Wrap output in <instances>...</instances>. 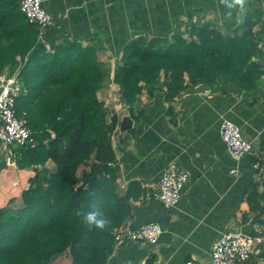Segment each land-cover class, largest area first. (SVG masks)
<instances>
[{"label":"trees","instance_id":"obj_1","mask_svg":"<svg viewBox=\"0 0 264 264\" xmlns=\"http://www.w3.org/2000/svg\"><path fill=\"white\" fill-rule=\"evenodd\" d=\"M255 24L247 16L245 24L225 34L199 20L167 37H133L114 73L123 105L134 117L140 95L163 77L166 100L172 103L190 87H214L220 80L254 90L264 75ZM38 35L20 0H0V75L13 74L18 57L26 60L20 76L27 93L18 100L17 112L34 132V142L12 148L11 157L18 169L35 172L20 198L0 208V264H54L65 255L72 264H108L114 231L130 219L132 203L144 190L137 182L128 188L118 183L115 147L120 145L114 136L120 117L98 97L109 77L95 49L68 39L48 44ZM261 163L264 167V159ZM255 188L246 198L254 212L259 209ZM89 213L101 214L108 223L90 226ZM261 213L263 208L253 222L264 226Z\"/></svg>","mask_w":264,"mask_h":264},{"label":"crops","instance_id":"obj_2","mask_svg":"<svg viewBox=\"0 0 264 264\" xmlns=\"http://www.w3.org/2000/svg\"><path fill=\"white\" fill-rule=\"evenodd\" d=\"M43 5L54 18L46 43L76 41L93 47L98 57L97 46L104 51L122 46V54L133 37L172 35L184 19H192L190 24L202 20L231 34L249 16L256 22L254 33L262 51L258 62L264 66V0H44ZM166 90L163 80L145 89L134 117L127 105L113 110L120 122L124 115L134 122L125 133L119 122L114 136V144L120 145H115L118 183L128 188L137 182L144 190L132 203L126 224L137 229L157 223L164 232L156 245L131 242L115 248L108 264H147L150 259L152 264H209L219 237L230 231L252 233L258 224L253 219L264 209V75L254 90L220 80L214 87H190L174 103L166 100ZM225 120L241 127L244 138L254 144L253 156H230L221 137ZM11 149L0 143V208L20 197L35 175L17 168ZM171 164L189 173L190 180L180 203L167 209L152 195ZM254 185L259 196L256 212L246 202ZM259 219L264 223V213ZM54 264L72 262L65 255ZM248 264H264V248Z\"/></svg>","mask_w":264,"mask_h":264},{"label":"built area","instance_id":"obj_3","mask_svg":"<svg viewBox=\"0 0 264 264\" xmlns=\"http://www.w3.org/2000/svg\"><path fill=\"white\" fill-rule=\"evenodd\" d=\"M44 0H20V9L27 20L38 28V41L46 42L48 31L54 26V18L43 5ZM20 65L13 74L0 75V142L5 148L27 147L34 142V132L24 117L17 112V103L27 89L20 73L26 60L17 58ZM221 137L228 153L241 159L256 153L254 144L244 138L239 125L225 120L221 125ZM254 167L259 168L258 164ZM190 175L176 164L169 165L162 173L152 199L167 209L176 207L188 185ZM162 227L151 223L140 228L124 224L114 231L115 248L135 242L156 245L163 234ZM264 248V226L254 224L253 233L230 231L223 233L214 244L209 264H248L254 254Z\"/></svg>","mask_w":264,"mask_h":264},{"label":"rangeland","instance_id":"obj_4","mask_svg":"<svg viewBox=\"0 0 264 264\" xmlns=\"http://www.w3.org/2000/svg\"><path fill=\"white\" fill-rule=\"evenodd\" d=\"M192 19H184L182 21V23H180L179 25L176 26V31H180V32H183L186 28V26H188V23L190 24ZM193 21V20H192ZM196 23L197 20H194ZM193 23V22H192ZM175 31V32H176ZM150 36H156L155 34H149ZM170 34H164L162 36H169ZM171 40L172 37H170ZM110 47V46H109ZM122 46H112V50L110 51H105L103 49H101L100 46H97V51H98V54H99V62H101V67L102 69L107 73L108 75V79H106L105 83L103 84V87L99 90L98 92V97L100 98V100L104 101L105 103V106L106 108L109 110V111H115L116 108H118V104H123L121 99H120V94L118 95V90L120 88L119 85H117L115 82H114V78L113 77V74L115 73V71L117 70L118 66H120L122 64V61H121V57L123 55V52L122 54L120 53V49H121ZM105 48V46H104ZM103 52V54H102ZM115 75V74H114ZM165 84L167 85V82H166V79L163 77L162 79ZM115 93L117 94V96L115 97ZM125 106V105H124ZM123 107V106H122ZM128 107V106H127ZM120 110V108L118 109V111ZM121 111V110H120ZM119 111V112H120ZM1 143V142H0ZM47 167L50 169V170H54L55 167L52 163H49L47 165ZM41 168V167H40ZM43 168V167H42ZM85 167H81V170H80V173L81 171L84 169ZM21 196V195H20ZM20 197H18L17 199H19ZM63 257V256H62ZM65 257V256H64ZM70 261H71V258H70ZM72 262V261H71Z\"/></svg>","mask_w":264,"mask_h":264},{"label":"clouds","instance_id":"obj_5","mask_svg":"<svg viewBox=\"0 0 264 264\" xmlns=\"http://www.w3.org/2000/svg\"><path fill=\"white\" fill-rule=\"evenodd\" d=\"M238 3H242V0H237ZM87 223L90 226H95L97 228H103L107 223V219L98 213H89L85 217Z\"/></svg>","mask_w":264,"mask_h":264},{"label":"water","instance_id":"obj_6","mask_svg":"<svg viewBox=\"0 0 264 264\" xmlns=\"http://www.w3.org/2000/svg\"><path fill=\"white\" fill-rule=\"evenodd\" d=\"M133 125H134L133 120L129 116L124 115L120 122V132L125 133L129 129H132Z\"/></svg>","mask_w":264,"mask_h":264}]
</instances>
